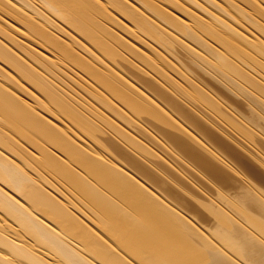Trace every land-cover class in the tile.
<instances>
[{
	"label": "bare ground",
	"instance_id": "1",
	"mask_svg": "<svg viewBox=\"0 0 264 264\" xmlns=\"http://www.w3.org/2000/svg\"><path fill=\"white\" fill-rule=\"evenodd\" d=\"M114 102L224 178L217 136L264 145V0H0V264H264L261 205L257 236L207 209L222 250L137 179Z\"/></svg>",
	"mask_w": 264,
	"mask_h": 264
},
{
	"label": "rangeland",
	"instance_id": "2",
	"mask_svg": "<svg viewBox=\"0 0 264 264\" xmlns=\"http://www.w3.org/2000/svg\"><path fill=\"white\" fill-rule=\"evenodd\" d=\"M148 92H149V90H148ZM222 98L225 99V97H223V96H222ZM116 103L117 104H115V102H114V104L116 106H118L119 108L122 107L121 109L123 112L120 111V113L122 112L120 115L122 116V114L125 113V115L123 116L124 118H122V121H123V119L124 120L126 119L129 121V122L127 121L128 123L124 121L123 124L127 123V124H125L126 126H129L130 122L134 124V125L132 124L129 126V128H130L129 132L133 136L135 135L134 136L135 138L140 140V141H138L139 143H141L142 145L144 143L143 146L149 150L148 152H151L154 155L156 154L158 156V157L156 156L158 159L155 156L154 157L152 156L150 158L148 157L151 161H154L155 158L156 159L153 163L151 161H150L151 163H147L148 167L152 169V170L149 169V170H151V172L146 171V172H150V174L146 173L147 176L150 175L148 177L149 178L148 181H147L148 178L145 179L147 177V176H144L145 174L140 173V175H141V176L139 175L140 177L137 175V179L139 181L141 180L140 182L144 181L146 183L145 184L143 182L144 185H146L157 196H161V198H164L168 203H170L169 205L171 207H173L174 210L176 209L175 210L176 212L179 210L178 214L180 216H182V218L184 217V219L186 221L188 220L187 222H189L190 225H192V224H193V226L195 225L194 226L195 229H196V227L199 228L198 230L199 231L201 230L203 232L202 234L210 237L212 239V241L215 242V244H219L220 248H222L220 245L221 241L219 242L218 240H216L217 237L215 236L216 235L215 232H217L218 227H219L217 225L218 221L215 219V216L211 215V213L207 209H209V210L215 209L216 211L223 214L225 217L229 218L231 221L236 222L238 225V229H240L241 231H243L245 233H251V234L257 236V233L255 232L254 228H252V225H253L252 221L249 219H246V218H250V217L245 216L246 218H244L243 216L239 215L238 209L239 210L242 209L241 203L243 202V200H245V199L247 200V197L252 196L254 198V200L257 202V204H259L261 206L260 207L256 206L257 210L256 209L254 210L255 205L252 202L253 207L249 206V208H251V210L253 209L252 210L253 213H254V211L255 212L258 211L257 212L258 215L260 213L259 211H261L262 213H260L261 215H259V216H261V219H264V217L262 218V215L264 214V211H263L264 210L263 209V207H264V162H263V160H264V145L263 144H260L259 146H257L255 144H253L251 142L249 143L245 140H240L237 138H235V139H229V138L225 139L224 138L223 139L221 135L218 134L220 137L216 135L219 139V142H218V146H215V144H213V147L214 148L216 147L217 150H215L216 152L212 151V155L214 154L215 158L217 156H218V158H220V156L222 155V157H224L226 160H228V161H226V160L220 158V159H222V161L224 160L223 162L225 163V164L220 166L221 168L227 169V167H229V166H231V167L234 166L233 169H236V168L238 169V170H234L235 172L238 171L237 173H235L233 171V169H231L232 172L227 173V171H225L224 178H222V177L210 174L203 166L198 165L195 161L193 162V158H192L193 156L191 155L190 152L187 156H182L179 154V151H176V149H177L176 147L175 148H174V146L169 147V141H168L167 137L165 136L166 134H164V137H162V134L165 133L167 129H159V128L155 127L156 130L158 129L157 132H155L156 130L153 128L154 126L151 125L152 122L149 119H148L150 121L149 123L147 120H143L144 121L143 122L142 119H140V123H139V121L137 120L138 118H140L139 116H136V115L135 116L133 115L134 117L131 116L132 114L130 115L129 111L126 112L127 109L125 107H123L122 104H119V102H116ZM240 110H242V109H240ZM240 113L245 114L244 111H241ZM125 116L130 117L129 119H131V121L128 119V117L126 118ZM135 119H136V121H135ZM141 122H143V123H141ZM186 123H187V121H186ZM138 124H141V125H138ZM142 124H144V125H142ZM149 124H150V126H148ZM125 125H123V126H125ZM135 125H137L136 128L131 127V126H135ZM187 125L192 127L189 123ZM138 126H139L140 130L137 129ZM140 126L144 127V128H141ZM149 127H150V129L152 128V130H149ZM129 128L127 127V129L126 128L125 129L128 131ZM145 130H147V131L145 132ZM161 130H163V131H161ZM192 130H194V128ZM158 131H159V133H158ZM215 131L217 132V129ZM148 132L151 134L149 135ZM255 133H258V132H255ZM136 134L138 135V137ZM141 134H142V136H141ZM147 134H148V136H147ZM151 135H152V137H151ZM144 136L146 139L144 138ZM153 136L156 138H153ZM160 137H161V139H160ZM220 138H222V139H220ZM137 139H135V140H137ZM224 140L225 141L227 140L228 142L226 141V144L224 145V151H223L222 148L219 146V143L224 142ZM233 140L236 143H234ZM162 142L163 143L165 142L164 145H162L163 144ZM151 143H154V144L155 143L156 144L161 143V144H158V145L155 144L154 145ZM170 145H171V143H170ZM152 146L154 148H152ZM162 146H163V148H165V146H166V148L163 149ZM159 148H160V150H159ZM172 148H173V150L175 149L174 152H173ZM177 150H179V149H177ZM176 152H178V153H176ZM217 153L221 154V155H218ZM236 153H239V154H237L238 159L247 158V160L245 161V164L238 166L237 162L235 161ZM174 154L176 155V158H175ZM177 154L179 155V157H177ZM173 155H174V157H173ZM136 156L139 159L143 158L142 155L141 156L139 155V153H136ZM152 158H154V159L152 160ZM170 158H172V160ZM173 158L175 160H173ZM177 158L179 160H176ZM190 163H191V166L189 165ZM125 165H126V167H129L128 164L125 163ZM160 165H162V166H160ZM186 165H187V167H186ZM162 167L163 168L166 167L165 168L166 170L169 169L172 175H170L169 173L165 174ZM189 167H190V169H188ZM192 169H193V171H191ZM153 170H155V171H153ZM130 171L133 172L132 170H130ZM152 171L154 173L157 171L156 172L157 174L156 173L154 174L155 176L160 174L157 181H156L157 178L152 177V176H154ZM151 173H152V175H151ZM180 173H182V174H180ZM168 175H170V176H168ZM143 176L145 177L144 179H143ZM194 176H195V178H194ZM184 178H186V179H184ZM193 178H194V180H193ZM181 179H183V182L180 181ZM150 180H151V182H150ZM153 180H155V181H153ZM160 181H161V183H160ZM150 183H151V185H150ZM152 183L154 185L156 184V187H154V185ZM159 185L161 188L158 187ZM65 195H66V197H68L67 194H65ZM177 203H179V204H177ZM80 208H83V206ZM81 210H84V209H81ZM201 231H200V233H201ZM223 241H225V240H223ZM245 248H248V247L246 246ZM232 249H233V252L235 254L232 253V250L230 251V249H229L228 252H229L230 257L233 256V254H234V256H236V254H237L235 252L236 248L233 247ZM222 250H225L224 247L222 248ZM232 258H234V257H232Z\"/></svg>",
	"mask_w": 264,
	"mask_h": 264
}]
</instances>
